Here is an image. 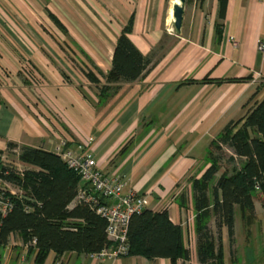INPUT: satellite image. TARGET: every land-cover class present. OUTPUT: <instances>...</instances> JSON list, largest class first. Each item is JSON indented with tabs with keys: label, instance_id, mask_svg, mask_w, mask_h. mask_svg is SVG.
<instances>
[{
	"label": "crops",
	"instance_id": "0c3cea01",
	"mask_svg": "<svg viewBox=\"0 0 264 264\" xmlns=\"http://www.w3.org/2000/svg\"><path fill=\"white\" fill-rule=\"evenodd\" d=\"M170 7L171 0H0V151L12 142L54 153L65 141L74 153H90L98 169L120 176L124 194L145 195L144 209H168L189 251L176 264H199L190 179L208 168L211 141L264 97V55L257 50L264 43V0H227L221 17L218 0H186L175 34L166 31ZM131 16L129 38L148 64L136 80L107 82ZM237 78L243 79L227 80ZM102 85L110 88L100 98ZM224 160L222 154L216 177L230 172ZM253 202L252 213L235 208L232 235L215 216L207 222L221 242L223 264L236 258L241 226L247 241L253 235ZM42 264L97 262L89 254L49 252ZM103 264L170 261L125 255Z\"/></svg>",
	"mask_w": 264,
	"mask_h": 264
},
{
	"label": "trees",
	"instance_id": "16d2710c",
	"mask_svg": "<svg viewBox=\"0 0 264 264\" xmlns=\"http://www.w3.org/2000/svg\"><path fill=\"white\" fill-rule=\"evenodd\" d=\"M218 4L221 17L227 0H218ZM50 17L63 28L54 15L50 14ZM132 25L133 16L122 27L116 40L107 82L133 81L146 69L148 59L129 38ZM85 76L94 83L98 82L90 71L85 72ZM207 81L212 79L204 77L201 80ZM109 88L107 85L100 87V98ZM211 146L213 152L209 153L208 168L201 177L190 179L199 264H223L221 242L215 243L207 226L211 216H215L217 227L224 224L232 235L236 207L242 214L246 211L252 213L256 192L264 204V97L242 119L226 125L211 141ZM222 146L244 157V161L238 168L233 166L230 172L224 170L216 177L220 171ZM126 147L124 145L119 154ZM13 148H18L17 158L27 167L20 174L15 167L0 160V176L20 188L24 197H12V209L5 216L0 213V252L12 232H18L23 241L36 238L33 264H42L49 252H54L57 257L68 252L90 255L109 247L111 242L106 236L105 219L84 201L75 202L70 207L78 188L83 185L79 176L53 152L8 142L6 149ZM177 198L181 206L186 205L183 193ZM25 207L29 210L25 211ZM127 241L126 256H141L147 260L167 258L170 264L189 257L183 244L182 229L170 220L166 207L159 211L145 208L133 214L128 224Z\"/></svg>",
	"mask_w": 264,
	"mask_h": 264
},
{
	"label": "built area",
	"instance_id": "2783aa9c",
	"mask_svg": "<svg viewBox=\"0 0 264 264\" xmlns=\"http://www.w3.org/2000/svg\"><path fill=\"white\" fill-rule=\"evenodd\" d=\"M257 50L264 55V43L259 42ZM65 141L55 147L54 153L74 171L84 185L78 188L75 202L84 201L90 208L106 221V236L111 242L109 247L90 254L97 264L105 260L115 261L125 256L128 251L127 232L130 217L144 209L145 195L139 193H123V183L119 175H108L96 167L93 156L88 152L74 153L65 147ZM17 152L18 148L6 149L0 153L1 161L6 157L5 152ZM234 160L244 157L231 153ZM2 161V162H3ZM17 171L23 169L15 167ZM264 179V173H263ZM12 197L22 199L24 193L20 188L7 182L0 176V213L5 216L13 207ZM29 208L25 207V211ZM19 253L17 254V250ZM31 249V250H30ZM36 251V238L23 241L18 232H12L4 250L0 252V264H33ZM17 258V260L13 258Z\"/></svg>",
	"mask_w": 264,
	"mask_h": 264
},
{
	"label": "rangeland",
	"instance_id": "374dc122",
	"mask_svg": "<svg viewBox=\"0 0 264 264\" xmlns=\"http://www.w3.org/2000/svg\"><path fill=\"white\" fill-rule=\"evenodd\" d=\"M171 0V5H172ZM186 5V2H185ZM171 8L169 9V12L166 14L167 16V23H166V31L170 34H175V28L173 27V16L171 15ZM6 157H4V161L2 163L4 164H10L13 167H18L20 169H24L27 166L21 163L17 158V152L9 151L5 152ZM232 151L226 147L222 148V154L225 157L226 161L222 162L223 168L231 169L233 166L237 167L241 164L240 159L235 160V162H229L227 158L231 156ZM1 160V159H0ZM257 193V192H256ZM254 194V199L256 201L255 205L257 207V219L255 220L254 227H253V235L247 241L245 229L241 226V232L239 237V243L238 245L234 246L236 258L233 261L231 259L232 264H264V206L260 203V201H263L261 197L258 194ZM260 201H259V200ZM242 223V222H241ZM243 225V224H242ZM248 242V243H247ZM247 243V245H246ZM246 245V246H245ZM245 246V249H244ZM244 252L247 253V259L243 260L242 254ZM227 264H230V261H226Z\"/></svg>",
	"mask_w": 264,
	"mask_h": 264
},
{
	"label": "water",
	"instance_id": "95a60500",
	"mask_svg": "<svg viewBox=\"0 0 264 264\" xmlns=\"http://www.w3.org/2000/svg\"><path fill=\"white\" fill-rule=\"evenodd\" d=\"M185 2L186 0H179L178 3L172 4L173 27L176 31L182 26Z\"/></svg>",
	"mask_w": 264,
	"mask_h": 264
},
{
	"label": "bare ground",
	"instance_id": "6f19581e",
	"mask_svg": "<svg viewBox=\"0 0 264 264\" xmlns=\"http://www.w3.org/2000/svg\"><path fill=\"white\" fill-rule=\"evenodd\" d=\"M179 2V0H173V3H178Z\"/></svg>",
	"mask_w": 264,
	"mask_h": 264
}]
</instances>
